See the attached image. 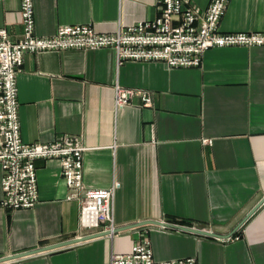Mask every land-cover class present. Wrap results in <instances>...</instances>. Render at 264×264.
<instances>
[{"label": "crops", "instance_id": "crops-1", "mask_svg": "<svg viewBox=\"0 0 264 264\" xmlns=\"http://www.w3.org/2000/svg\"><path fill=\"white\" fill-rule=\"evenodd\" d=\"M207 9L212 0H192ZM36 32L87 25L112 33L160 15L158 0H35ZM225 33H264V0H230ZM0 28L22 33V1L0 0ZM113 48L27 53L18 75L24 143L82 139L84 183L115 187L116 229L167 222L228 236L264 199V47L211 48L197 68L118 64ZM119 86L152 94L117 106ZM58 159L36 162L39 202L0 206V258L95 234ZM3 170L0 165V200ZM149 238L154 257L197 264H264V204L228 238L143 225L0 264H105Z\"/></svg>", "mask_w": 264, "mask_h": 264}, {"label": "built area", "instance_id": "built-area-1", "mask_svg": "<svg viewBox=\"0 0 264 264\" xmlns=\"http://www.w3.org/2000/svg\"><path fill=\"white\" fill-rule=\"evenodd\" d=\"M22 1V33L14 39L0 28V165L3 197L0 206L12 210L33 209L39 202L36 162L58 159L70 194L80 203V232H111L114 222L115 187L88 188L84 183V153L79 136L64 135L49 143L26 144L21 137L18 75L27 53L42 51L113 48L118 64L127 61H161L170 68H197L211 48L264 47V33H225L220 30L230 0H212L202 10L192 0H158L160 15L112 33L87 25L60 26L50 36L38 35L35 0ZM140 97L143 106L153 103L150 92L116 88L117 106ZM114 236V235H112ZM105 264H197L195 257L157 261L149 238L135 242L127 253L112 252Z\"/></svg>", "mask_w": 264, "mask_h": 264}, {"label": "water", "instance_id": "water-1", "mask_svg": "<svg viewBox=\"0 0 264 264\" xmlns=\"http://www.w3.org/2000/svg\"><path fill=\"white\" fill-rule=\"evenodd\" d=\"M263 204H264V199L260 202V204L258 206H256V208H254V210L246 217V219L243 222H241V224L238 226V228H240L246 222V220H248ZM150 224L151 225L163 226L165 228H172L173 227V229L186 231V232H192V233H195V234H200V235H205V236L216 237V238L217 237L218 238L219 237H222V238L231 237L238 229L237 228L233 233H231L228 236H221V235L213 233V232H209V231H205V230H201V229H196V228L188 227V226L175 225V224H171V223H167V222H159V223L158 222H144V223L138 224L136 226H128L126 228L116 229L113 233H111V232H99V233L87 235L85 237L84 236L83 237H78V238H75L73 240H69L67 242H63V243H59V244H55V245H50V246H46V247H43V248H40V249L31 250V251H28V252L18 253V254H15V255L8 256V257L0 258V263L13 261V260H18V259H21V258H24V257H28V256H32V255L38 254L39 252L41 253V252H46V251H51V250L55 251V249H59V248H62V247H66V246H70V245H73V244L81 243V242H84V241H87V240H91V239H94V238L103 237V236H112V235H115V234H117V233H119L121 231L128 230V228L131 229V228H134V227H139V226H143V225H150Z\"/></svg>", "mask_w": 264, "mask_h": 264}]
</instances>
